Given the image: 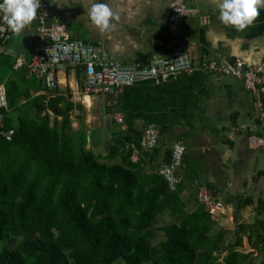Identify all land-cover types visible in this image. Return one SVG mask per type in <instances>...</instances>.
I'll use <instances>...</instances> for the list:
<instances>
[{
	"label": "trees",
	"instance_id": "1",
	"mask_svg": "<svg viewBox=\"0 0 264 264\" xmlns=\"http://www.w3.org/2000/svg\"><path fill=\"white\" fill-rule=\"evenodd\" d=\"M1 83L7 106L0 108V264H255L253 252L235 248L246 234L261 253L264 219L240 222L234 231L215 228L201 204L183 197L203 176L190 150L184 182L171 190L158 173L170 148L143 149L112 124L104 151L96 152L87 129L72 127L71 112L80 106L69 95L42 89L34 77L10 75ZM4 130H12L10 140ZM128 142L140 151L136 162ZM232 201L235 219L253 203L249 196ZM164 214L169 221L157 226ZM158 232L162 239L152 244Z\"/></svg>",
	"mask_w": 264,
	"mask_h": 264
},
{
	"label": "crops",
	"instance_id": "2",
	"mask_svg": "<svg viewBox=\"0 0 264 264\" xmlns=\"http://www.w3.org/2000/svg\"><path fill=\"white\" fill-rule=\"evenodd\" d=\"M93 2L49 0L48 22L65 24L71 38L103 42L110 57L121 63L142 64L152 57L169 54L170 0H106L118 19L113 21L115 26L105 32L89 20L88 9ZM218 3L219 0H186V6L196 9V13L185 19L178 33L190 52L193 63L190 72L165 81H136L115 93L99 94L97 105L102 118L104 113H110L112 124L135 138L140 139L146 125H154L162 150H165L164 144L170 143L169 149L174 141H180L190 150V161L203 175L195 179L212 183L220 190L215 198L224 204V209L217 218L218 224L234 231L236 220V224H252L256 218L264 219V149L249 146V133L241 129L250 125L253 134L264 135L257 116L259 104L240 79L210 74L200 70L199 65L210 60L227 63L242 60L249 65L264 61V7L249 26L237 31L220 22ZM36 23L37 19L23 33H11L5 41L0 39V65L7 67L11 76L41 79L30 74L26 66L33 55L29 35ZM57 75L56 89H67L69 100L72 94L74 98L81 95L82 102L90 104L92 97L83 91L84 75L80 67L66 66L58 70ZM41 87L46 89L42 79ZM0 92L4 93L2 83ZM116 113L121 115V122L114 120ZM188 189L191 193L185 190L183 197L191 195V201H196L192 182ZM245 196L251 197L253 203L242 209L241 221L238 220L240 214L235 219L232 200ZM235 250L253 252L255 264L264 257V249L261 253L254 251L246 234Z\"/></svg>",
	"mask_w": 264,
	"mask_h": 264
},
{
	"label": "built area",
	"instance_id": "3",
	"mask_svg": "<svg viewBox=\"0 0 264 264\" xmlns=\"http://www.w3.org/2000/svg\"><path fill=\"white\" fill-rule=\"evenodd\" d=\"M76 2L77 0H63ZM196 13V9L187 7L186 0H170L168 24L171 31L170 51L164 57H152L145 64L121 63L112 59L103 42L89 43L82 39L71 38L65 24L48 22L49 0H41L38 9L37 23L29 35L33 55L27 63L30 74L36 75L44 81L48 91L57 88L59 79L57 72L66 66L80 67L84 75L86 92L109 94L129 87L136 81L155 80L165 81L181 73H188L193 69L187 43L178 31L187 17ZM12 32L2 26L0 21V39L5 41ZM200 70L213 75L231 76L242 81L244 88L258 101V120L264 132V61L258 64H245L242 60L227 63L220 60L202 62ZM7 101L5 94L0 92V108H5ZM116 122L122 117L116 113L113 116ZM1 125V117H0ZM248 131V144L253 148L264 149V135L252 133L250 125L242 126ZM1 134L10 140L12 130L1 131ZM159 144L158 130L154 125H146L140 137L143 149H153ZM130 150V159L138 161L139 149L132 142L125 144ZM184 146L180 141H174L170 147V159L161 164L158 173L164 177L168 187L175 190L184 182L181 166L184 155ZM194 197L211 217H220L224 204L213 197L203 180L195 179L192 182Z\"/></svg>",
	"mask_w": 264,
	"mask_h": 264
},
{
	"label": "clouds",
	"instance_id": "4",
	"mask_svg": "<svg viewBox=\"0 0 264 264\" xmlns=\"http://www.w3.org/2000/svg\"><path fill=\"white\" fill-rule=\"evenodd\" d=\"M40 4L41 0H0L2 26L14 34L23 33L36 20ZM262 7L264 0H219L218 19L223 25L242 31L260 14ZM88 17L101 32L113 28V21L118 19L106 0H94L88 9Z\"/></svg>",
	"mask_w": 264,
	"mask_h": 264
},
{
	"label": "rangeland",
	"instance_id": "5",
	"mask_svg": "<svg viewBox=\"0 0 264 264\" xmlns=\"http://www.w3.org/2000/svg\"><path fill=\"white\" fill-rule=\"evenodd\" d=\"M7 74L10 75L7 67H4L3 64L0 65V80L4 77L7 76ZM8 75V76H9ZM59 91H61V93H64L65 95L68 93L67 89H59ZM84 92H86V90H83ZM89 95H91L92 100L90 102V104H88L87 102H82L83 98L81 95H76V98L73 97V94L70 95V100L75 104V105H79L80 107L75 108L72 112H71V119H72V127L73 129H78L80 127V124H82V126L84 127V129H87V138L89 136H91L92 142H93V146H97V148L95 149L96 152H98V150H102V140H101V127H102V113L98 107V103L97 101L99 100V94L93 93V92H88ZM81 96V97H80ZM172 144V143H171ZM170 143H166L164 144L165 150L169 147ZM201 149V147H199L197 150L199 151ZM196 151V152H198ZM184 196V195H183ZM243 210H241L239 212V214L241 215V217L238 220L243 221V216L241 214ZM248 212H246L245 214H247ZM216 217L214 219V221L216 222V226L215 228H223V226L220 223L219 220H217ZM169 217L167 215H162L157 223V226H161L164 225L165 223H167L169 221ZM245 222V221H244ZM237 223V220L235 221L234 227H236L235 225ZM226 229V228H224ZM229 229V228H228ZM226 229V230H228ZM230 230V229H229ZM162 239V233L158 232L157 236L151 241L152 244L157 243L159 240ZM226 239L229 242H232L234 240V238L231 235H227Z\"/></svg>",
	"mask_w": 264,
	"mask_h": 264
},
{
	"label": "water",
	"instance_id": "6",
	"mask_svg": "<svg viewBox=\"0 0 264 264\" xmlns=\"http://www.w3.org/2000/svg\"><path fill=\"white\" fill-rule=\"evenodd\" d=\"M42 86H44V81L42 80ZM112 125V115L110 113H104L102 118V127H101V140L102 145L104 141L108 138V132ZM89 140V138H88ZM102 151H104V148L102 147Z\"/></svg>",
	"mask_w": 264,
	"mask_h": 264
}]
</instances>
